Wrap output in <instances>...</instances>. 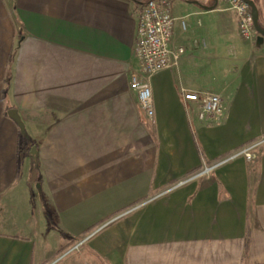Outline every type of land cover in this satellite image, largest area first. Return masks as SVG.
Masks as SVG:
<instances>
[{"label": "crops", "instance_id": "crops-1", "mask_svg": "<svg viewBox=\"0 0 264 264\" xmlns=\"http://www.w3.org/2000/svg\"><path fill=\"white\" fill-rule=\"evenodd\" d=\"M147 1L0 0V264H54L95 231L55 264H264V144L164 193L264 138V38L243 41L223 0H169L185 54L150 78V119L129 88Z\"/></svg>", "mask_w": 264, "mask_h": 264}, {"label": "built area", "instance_id": "built-area-1", "mask_svg": "<svg viewBox=\"0 0 264 264\" xmlns=\"http://www.w3.org/2000/svg\"><path fill=\"white\" fill-rule=\"evenodd\" d=\"M223 1L228 4L229 10L233 11L236 15L238 34L241 39L251 41L257 33L253 27L249 7L241 0ZM175 20L176 19L171 13L169 0L147 1L138 16L134 53L138 62L139 75H133L131 77L129 88L136 93L141 109L150 119L153 116L150 78L158 72L177 67L180 59L185 54L182 47H174L171 45L172 29ZM180 24L184 29V21L182 19L180 20ZM181 97L186 104L199 105L198 118L200 120L206 118L217 120L224 112L223 102L216 94H200L192 91H183ZM263 144L264 138L253 141L213 164L203 165L201 169L189 174L173 187L167 189L164 193H168L173 189L196 181L199 178L207 177L217 167L239 157L247 161H252L257 149ZM147 202H149V200L141 205L133 206L127 211L117 214L107 224L126 216ZM97 231H99V229H97ZM95 233L96 231L90 233L73 245L69 250H66L54 264L67 255L77 252Z\"/></svg>", "mask_w": 264, "mask_h": 264}, {"label": "water", "instance_id": "water-1", "mask_svg": "<svg viewBox=\"0 0 264 264\" xmlns=\"http://www.w3.org/2000/svg\"><path fill=\"white\" fill-rule=\"evenodd\" d=\"M241 1L244 2L250 9V13H251V16H252V21H253V27H254L258 37L259 38H264V29L261 28L259 26V23H258L257 8L255 7V5L252 2H250L248 0H241ZM216 4H217V0H214V5H213L212 8H214L216 6ZM7 115L17 125L20 134L23 137L27 138V134H26V131H25L24 124L21 121L20 117L17 115V112L15 110L11 109V110H9L7 112ZM29 155H30L31 159H35V152H34L33 148L30 149Z\"/></svg>", "mask_w": 264, "mask_h": 264}, {"label": "trees", "instance_id": "trees-1", "mask_svg": "<svg viewBox=\"0 0 264 264\" xmlns=\"http://www.w3.org/2000/svg\"><path fill=\"white\" fill-rule=\"evenodd\" d=\"M248 1L252 2L255 5V7L257 8L258 23H259V26L264 29V20L261 19V17H260V13H259V10H258V7H257V0H248ZM31 160H32V163H36L35 159H31Z\"/></svg>", "mask_w": 264, "mask_h": 264}, {"label": "rangeland", "instance_id": "rangeland-1", "mask_svg": "<svg viewBox=\"0 0 264 264\" xmlns=\"http://www.w3.org/2000/svg\"><path fill=\"white\" fill-rule=\"evenodd\" d=\"M239 37H240V36H239ZM240 38H241V37H240ZM242 40H243V39H242ZM243 41H245V40H243ZM31 165H32L33 168H35L36 163H32V162H31ZM35 187H36V185H35ZM70 248H71V247H70ZM70 248H69V249H70ZM69 249H68V250H69Z\"/></svg>", "mask_w": 264, "mask_h": 264}]
</instances>
